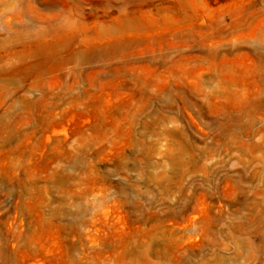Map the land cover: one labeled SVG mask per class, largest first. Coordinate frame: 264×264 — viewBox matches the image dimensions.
Masks as SVG:
<instances>
[{"label":"rangeland","instance_id":"rangeland-1","mask_svg":"<svg viewBox=\"0 0 264 264\" xmlns=\"http://www.w3.org/2000/svg\"><path fill=\"white\" fill-rule=\"evenodd\" d=\"M259 77L264 0H0V264H264Z\"/></svg>","mask_w":264,"mask_h":264},{"label":"bare ground","instance_id":"bare-ground-1","mask_svg":"<svg viewBox=\"0 0 264 264\" xmlns=\"http://www.w3.org/2000/svg\"><path fill=\"white\" fill-rule=\"evenodd\" d=\"M21 14V13H20ZM29 28H30V26H29ZM24 29H26L27 30V27L25 26L24 27ZM4 38H6V37H4ZM257 84H259V87H260V90H264V78L263 77H259L258 79H257ZM233 120H235V119H233ZM256 147L257 148H261V146H260V144H256ZM262 157L264 158V152H263V154H262Z\"/></svg>","mask_w":264,"mask_h":264}]
</instances>
